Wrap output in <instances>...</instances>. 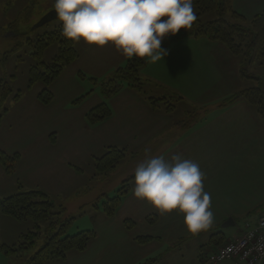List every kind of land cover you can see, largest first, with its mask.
I'll return each instance as SVG.
<instances>
[{"label": "rangeland", "instance_id": "1", "mask_svg": "<svg viewBox=\"0 0 264 264\" xmlns=\"http://www.w3.org/2000/svg\"><path fill=\"white\" fill-rule=\"evenodd\" d=\"M53 3L54 0H0V83L5 81L11 88V91L4 95L0 92V145H5L9 150L14 151L12 153L4 151L7 154L17 153L19 157L20 153L23 154L22 166L25 165V168L19 171L20 175L39 182L49 191V197L55 206L65 208L66 215L73 217L71 232L76 229H88L95 233L92 241L89 242V249L80 252L79 256L70 257L69 261L63 264H137V261H144L146 256L159 255L161 252L163 258L158 260L159 264H211L205 261L206 253L230 239H226L224 235L221 243H210L211 235L218 231L214 230L220 229L229 218H232L234 226L229 224L221 228L226 234H230L243 226V229L239 231L241 234L247 223H253L250 219L264 209V206L253 204L259 195L253 192L248 193L253 190L251 185L258 191L260 188H257V185L264 181V159L260 162L246 160V162L230 163L226 161L229 153L224 152L221 158L217 154L212 157V162L203 164L205 170L202 172L205 176L202 183L204 190L211 195L214 220L209 229L193 235L188 232L183 222L184 215L178 210L161 214L147 200L136 198L133 194L134 170L138 163L145 159V150L150 149L147 155L152 156L158 150L161 152L166 149L169 141L167 135L153 144L148 142L142 143L140 147L136 145L126 148L124 158L114 169L98 173L93 158L101 156L107 146L123 147V141L119 136L120 131L114 127L108 138L100 140L103 128L97 127L95 123L90 124L82 111L105 103L111 114L109 101L115 96L113 100L116 105L113 110L117 111L125 107V99L129 96L127 91L133 89L143 93L146 100L147 96L157 99L155 106H152L148 100L147 103L152 108H158L160 112L175 109L169 113V116L160 113L159 117L162 120L166 118L172 120L171 118L175 117L176 125L183 129L193 122L202 121L205 117L210 120L213 115L208 117L206 115L210 110L231 104L236 99V93L242 89L230 92L229 84H232V80L228 75L224 78L229 82L228 86L222 82V79L221 81L213 80L205 66L207 60L204 57V48L199 50V47L192 52L191 58L179 60L176 59L178 56L176 51L172 54L168 51V55L162 60L152 63L149 70L158 75V78L152 77L149 78L151 80L146 81L141 76V67L137 72L138 79L134 80L133 86L123 79L109 82L108 79L114 70L126 64V62L123 64L125 60L122 59L121 62L116 60L119 55L113 51L115 49L111 42L105 46L89 47L91 45L81 40L74 43L79 58L65 66L52 85H49L53 94L52 99L48 104H42L37 95L43 88V84L37 82L31 87L27 86L30 67L40 60L33 56L34 46L29 44L27 39L34 40L37 34L52 30L62 23L55 14L48 22L38 24L46 14L54 11ZM26 9L27 13H24ZM194 11L196 12L195 8ZM19 15H21L20 19L16 20ZM212 18H214L212 13L202 16L203 20ZM12 22H15L16 30H13L14 26L10 27ZM19 31H26V33L23 36L14 35ZM169 37L162 41V45ZM57 50L58 43L53 42L43 49L41 59L51 60ZM233 57L238 58L240 63V56L233 55ZM236 62L237 59L230 63L234 70H237ZM243 68L246 72L255 73L252 74L255 76L257 73H262L263 69L254 62L245 64ZM77 69H83L81 71L85 77H80L79 73L73 75ZM223 69L231 71V67L227 68V65ZM240 69L238 68L240 73L238 77L242 80L244 76ZM244 79L241 82V88L252 85L262 86L264 82L261 76L259 80L247 77ZM236 85H239L238 81ZM102 91L108 92L109 98L102 95ZM16 93L19 94L18 100L14 99ZM35 98L40 104L33 109L31 105L35 104ZM244 101L254 107L245 99ZM72 107L76 109L70 110ZM68 114L74 116L72 120L67 118ZM165 125L168 128L167 124ZM47 130L58 131V143L56 146L49 145L46 152L42 153V161H39L32 152L39 147L40 138ZM114 139H118L119 144L117 141L114 142ZM26 145L27 150L24 148ZM14 148L17 152L13 150ZM246 149L250 151L255 148ZM62 152H68L69 161L80 168L79 172L70 176L60 170L61 166L57 159ZM166 154V151H163L160 156ZM256 155L264 158V150H258ZM19 157L14 163L13 173ZM31 164L35 165L36 169H32L31 166L26 167ZM12 174H6L0 165V192L6 187L3 186L4 183L13 181ZM125 180H128L127 183L124 182ZM117 195L120 196V202L116 205L114 203L108 205L115 206L113 214L109 216L104 212L103 206ZM263 214L264 212L258 217ZM126 217H130L127 220L131 219L134 223L126 222ZM43 223L45 225L42 226V231L46 227V222ZM3 228L0 230L1 233ZM209 231L213 233L208 238L207 244H200L201 248L203 247V258L200 259L198 242L202 241ZM141 235L160 238L161 242L157 240H153L154 243L137 242L135 237ZM43 240L44 236L41 234L36 240L34 249L25 251L14 259L15 264L23 261L30 253L33 254L42 245ZM216 264H233V261L223 260Z\"/></svg>", "mask_w": 264, "mask_h": 264}, {"label": "crops", "instance_id": "2", "mask_svg": "<svg viewBox=\"0 0 264 264\" xmlns=\"http://www.w3.org/2000/svg\"><path fill=\"white\" fill-rule=\"evenodd\" d=\"M231 5L235 11L243 15L245 18H251L264 9V0H231ZM182 32L183 31L180 30L176 35L174 36L171 35L170 37L168 36L169 38L167 39L166 42H163V45H161V47L170 51L171 54L176 51L175 53L178 55L176 56V59L179 60L191 58L192 52L196 51L195 48L197 47H199V50L201 48H204L203 49L204 57L207 60L205 62L206 63L205 66L208 68L207 71L211 74L213 80L221 81L222 79V82L225 85L227 84L228 86L229 82L224 80V78H226L225 76L228 75V77L232 80V84H229V89L231 90L230 92H234V90H238V89L241 90L244 88V87L241 88L240 85L241 82L245 79L242 78V80H239L238 77L240 76L239 75L240 73L238 71V68H240L239 59L236 57L234 58L233 55L229 52V50H227V48L221 42L217 40H211L203 36H193L189 34L181 35ZM92 46L93 45L89 47ZM113 51H116V55H119V57H117L116 60L118 62H121L123 59L125 60L123 62L124 64L128 58H126V56L122 55L116 49ZM77 58H79V56ZM236 59H237L236 62L237 70H234L232 69L230 63L232 60L235 61ZM151 64L152 63L146 62L141 70V76L146 81L151 80L149 78L152 77H156V78L159 77L158 75L151 73V71L149 70ZM226 65L227 68L231 67V71L230 70L224 71L223 68ZM81 70L83 69L75 70L73 72V75L79 73L78 75L80 77L81 76L85 77ZM91 74L93 75V73ZM146 77L148 78L146 79ZM91 79H95V78H91ZM237 81L239 85H236ZM127 93L129 96H127L125 99L126 102L125 107L117 111H114L113 108H115L114 105H116V102L113 100V98L115 97L114 96L109 101V105L111 107V114L109 115V117L95 123L97 127L103 128L100 133V140L106 137L108 138L110 136V132L113 127L120 131L119 136L121 141H123L122 143L123 148H129L130 146H136V145L140 147L142 143H148V142L153 144L156 140L161 139L162 137L167 135V140H169L167 147L166 149L161 151V152L166 151L167 153L165 156H163L164 159L170 161L173 155L179 154L184 159H189L197 163L201 171L205 170L203 164L212 162V157L214 155L218 154L219 157L221 158L224 152L229 153V155L226 158V161H229L230 163H235L240 161L246 162V160L260 162L262 159H264L259 155H256L258 150H262V151L264 150V120L259 116L256 109L252 106H249L240 96H236L235 101L229 105L218 106L210 110V112L206 114L207 117L211 114L213 115V117L210 120H208V118L205 117L204 119H202V121H199L197 123L193 122L190 126L184 127L182 129V127H180L178 124L176 125L175 117L171 118L172 120H168L167 118L165 120H162L161 117H159L161 116L160 113L169 116V113H172V111H175V109L171 111L160 112L158 108H152L149 106L143 93L137 92L133 89L128 90ZM88 94L89 93H87V95ZM101 94L103 95V93ZM105 96L109 98V96L107 95ZM34 101L35 104L31 105L33 109L40 104L37 98H35ZM73 109L76 108L75 107L70 108V110ZM89 109H85V111L83 110L82 113L86 115V112ZM73 117L74 116L72 114L67 115V118L71 119ZM166 120H168L167 123ZM165 124H167L168 128L165 127L166 126ZM73 125L74 123L72 122V126ZM169 125L171 126L169 127ZM51 131L52 133H50ZM51 131L47 130L43 133V136L40 138L42 141L40 140L39 147H36L32 152V155L36 156L39 161H42V153L46 152V148L49 145L56 146L58 143V136H59L58 131L57 130H51ZM229 140L232 142H230ZM113 141L114 142L117 141L119 144L118 139H114ZM110 144H114V143H110ZM24 148L27 150V145L24 146ZM246 148H255V149L247 151ZM0 150L5 151L7 153L14 152L9 150L5 145H0ZM13 150H16V148H14ZM161 152L158 150L152 156L153 157L160 156ZM243 153L245 154L242 155ZM68 158H69L68 152H62L61 156L57 160L61 166L60 170L65 171L71 176L79 172L80 168L76 165H73V163L69 161ZM23 159L24 156L22 153H20V157L15 165V172L12 174L13 181L11 183L7 181L6 183L3 184V186L6 187L4 188L3 191L0 192V197L10 195L19 190H29V189H39L49 195V191L45 187L41 186L39 182L26 176L24 178L23 176L20 175L21 173H19V171L25 168V165L22 166ZM29 166H31L32 169H36L35 165L31 164V165H27L26 167ZM258 178L260 179V177ZM25 181L27 183H25ZM261 182L262 183L257 185L258 186L257 188H260L258 191L255 190L256 188L253 185H251L253 190L248 192V193L253 192L254 194L259 195V198H256V201L253 203L258 206H264V188H261L264 187V181ZM262 212H264V209L258 215H260ZM258 215L253 216L250 219V221L255 222ZM128 218L130 217H126L125 221ZM232 225L234 226V224ZM71 226L72 224H70L68 229L69 234L81 230H88V229L77 230L75 228L76 231L71 232ZM28 227H30V225L28 226V224L24 222H19L9 216L0 215V230L1 228H3L2 233L0 232V244L11 245L16 243L20 234L23 233ZM222 228L220 227V229H215L214 231L216 230L222 231L224 235H226V239H229L238 236L240 234L239 231L243 229V226L242 228L237 229L235 232H232L230 234H226V232ZM212 233L213 231H209L205 235L203 240L200 241L201 243L198 242V245L207 244V240ZM159 239L160 238L153 237L149 241V243L150 242L154 243L153 240H157L160 243L161 239L160 240ZM202 245H200L198 248V255L200 259L203 258L202 257L203 247L201 248ZM79 255H81L80 252L71 251L67 254V257L64 260L61 261L56 260L50 262L49 264H63L69 261L70 257L79 256ZM17 257L18 256L16 255L6 254L3 252V250L0 249V264H15L14 259H16ZM150 258H156L158 262L159 259L163 258V253L161 252L159 255H150L149 257L146 256V259L142 262H145ZM142 262L137 261V264H140ZM233 264L235 263L233 262Z\"/></svg>", "mask_w": 264, "mask_h": 264}, {"label": "trees", "instance_id": "3", "mask_svg": "<svg viewBox=\"0 0 264 264\" xmlns=\"http://www.w3.org/2000/svg\"><path fill=\"white\" fill-rule=\"evenodd\" d=\"M194 8L196 9L197 20L189 31L182 28L181 35L204 36L221 42L232 55L240 56V70L244 78H255V80H259L260 76L264 78V9L251 18H245L233 9L231 0H194ZM24 13H27V9ZM206 13H212L214 18L203 20L202 16ZM20 16L16 20H19ZM15 22H12L10 27L14 26ZM15 26L13 30H16ZM25 33L26 31H19L15 32L14 35L23 36ZM27 40L29 44L34 46L33 56L40 59L30 67L27 86L31 87L35 83L41 82L43 88L39 91L37 98L42 104H48L53 96L49 85L65 66L77 58L78 52L74 42L62 35V23L52 30L37 34L34 40ZM53 42L58 43L56 55L49 61L42 60L43 49ZM253 62L258 63L260 69L263 68L262 73H257V76L252 75L255 73L246 72L243 68L245 64H253ZM145 63V58L134 56L132 59H128L123 67L115 69L108 80L110 82L123 79L130 86H133L134 80L138 79L139 68L143 67ZM0 85V92L3 95L11 91L7 82L3 81ZM137 87L140 88L139 85ZM102 93L109 94L104 91ZM18 96L19 94L16 93L14 99L18 100ZM235 96L243 97L255 107L259 116L264 119V82L262 86L252 85L244 88ZM147 100L152 106L156 105L157 99L155 100L154 97L147 96ZM109 114L110 110L106 104L100 103L89 109L85 116L90 124H94ZM125 154L126 148L107 146L101 156L94 158L96 171L105 173L114 169ZM18 157L17 153L10 155L0 151V165L6 174L13 173L14 163ZM127 181L124 182L127 183ZM118 202H120L118 195L109 199L108 203L103 206L104 212L111 216L115 206L108 205L111 203L116 205ZM65 212L63 206H55L49 195L39 189L19 190L0 197V215L9 216L28 224V226L30 225L20 234L16 243L11 245L0 244V249L6 254L20 256L25 251L34 249L37 238L42 234L44 236L42 245L18 264H49L54 260H64L70 251L82 252L86 250L95 233L91 230H81L69 234L68 229L73 217L66 215ZM43 222H46V227L42 231V226L45 225ZM126 222L134 223L131 220H126ZM152 238L141 235L135 237V240L144 243ZM223 239V232L217 231L211 235L210 243L218 244ZM140 264H159V262L156 258H150Z\"/></svg>", "mask_w": 264, "mask_h": 264}, {"label": "clouds", "instance_id": "4", "mask_svg": "<svg viewBox=\"0 0 264 264\" xmlns=\"http://www.w3.org/2000/svg\"><path fill=\"white\" fill-rule=\"evenodd\" d=\"M53 8L62 22V35L74 43L111 42L128 59L145 58L147 63L168 55L162 41L182 28L190 30L197 20L194 0H54ZM145 152L134 170V196L147 200L161 214L178 210L193 235L209 229L214 214L199 165L179 154L168 161L147 155L150 149Z\"/></svg>", "mask_w": 264, "mask_h": 264}, {"label": "built area", "instance_id": "5", "mask_svg": "<svg viewBox=\"0 0 264 264\" xmlns=\"http://www.w3.org/2000/svg\"><path fill=\"white\" fill-rule=\"evenodd\" d=\"M223 254L224 258L220 259ZM231 260L235 264H264V214L247 223L241 234L210 250L205 261L211 264Z\"/></svg>", "mask_w": 264, "mask_h": 264}, {"label": "water", "instance_id": "6", "mask_svg": "<svg viewBox=\"0 0 264 264\" xmlns=\"http://www.w3.org/2000/svg\"><path fill=\"white\" fill-rule=\"evenodd\" d=\"M55 14H56V13H55V10L49 12L48 14H46V15L40 20V22H39L38 24H39V25H42V24L48 22L50 19L53 18V15H55ZM228 222H231V223H228ZM229 224H234V221L232 220V218H229V219L227 220V222H225V223L223 224V226H221V227H226V226H228Z\"/></svg>", "mask_w": 264, "mask_h": 264}]
</instances>
